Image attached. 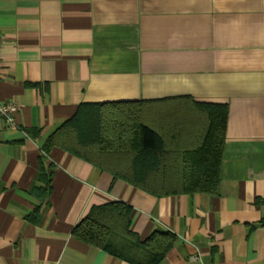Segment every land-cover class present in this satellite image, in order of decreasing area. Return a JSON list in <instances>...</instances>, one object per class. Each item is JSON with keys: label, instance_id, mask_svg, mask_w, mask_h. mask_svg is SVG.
Wrapping results in <instances>:
<instances>
[{"label": "crops", "instance_id": "0c3cea01", "mask_svg": "<svg viewBox=\"0 0 264 264\" xmlns=\"http://www.w3.org/2000/svg\"><path fill=\"white\" fill-rule=\"evenodd\" d=\"M0 36V102L19 105L0 119V264H131L72 235L118 200L140 240L175 235L159 264H264V0H0ZM121 101L162 139L160 174L42 151L80 104ZM218 106L216 193L139 189L189 184Z\"/></svg>", "mask_w": 264, "mask_h": 264}, {"label": "trees", "instance_id": "16d2710c", "mask_svg": "<svg viewBox=\"0 0 264 264\" xmlns=\"http://www.w3.org/2000/svg\"><path fill=\"white\" fill-rule=\"evenodd\" d=\"M136 105V102L122 101L80 104L75 114L45 138L41 149L48 153L52 147H59L128 181H132L127 176L129 172L118 167L128 160L145 167L153 166L149 170L136 171L137 175L160 174L164 167L162 139L156 131L137 121L133 111ZM215 109L211 116V137L202 145V148L206 147V154L195 156V170L189 172V178H192L189 184L143 185L139 189L153 195L216 193L226 109L224 106ZM39 166L45 196L50 189V175L45 173L42 159ZM131 211L128 204L119 200L91 206L73 228L72 235L131 264H159L172 247L175 235L169 231H153L147 238L140 240L129 230Z\"/></svg>", "mask_w": 264, "mask_h": 264}, {"label": "built area", "instance_id": "2783aa9c", "mask_svg": "<svg viewBox=\"0 0 264 264\" xmlns=\"http://www.w3.org/2000/svg\"><path fill=\"white\" fill-rule=\"evenodd\" d=\"M2 46V38L0 36V48ZM19 109L16 101L0 102V119L8 125H13V116Z\"/></svg>", "mask_w": 264, "mask_h": 264}]
</instances>
